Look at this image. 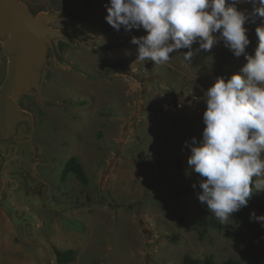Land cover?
I'll list each match as a JSON object with an SVG mask.
<instances>
[{"label":"rangeland","instance_id":"374dc122","mask_svg":"<svg viewBox=\"0 0 264 264\" xmlns=\"http://www.w3.org/2000/svg\"><path fill=\"white\" fill-rule=\"evenodd\" d=\"M23 1L37 13L65 4L56 10L71 11L73 17L51 24L76 34L65 52L59 42L56 49L50 45L42 86L46 102L37 99L44 115L36 118L35 133L48 158L40 170L51 183L60 182L65 161L77 155L91 184L84 188L76 176L68 177L64 193L70 197L58 191L63 206L43 213L42 233L48 240L59 249L77 250L70 264H183L187 253L214 254L219 263L233 257L264 264V245L248 231L239 241L233 239L231 217L223 231L211 229L204 239L187 224L207 206L192 187L198 176L187 164L190 149L184 142L202 138L206 90L218 77L237 73L247 62L244 55L235 57L221 40L210 52L194 43L189 61L183 58L188 49H181L163 65L141 62L136 60L138 45L130 41L146 32L114 30L105 20L109 0ZM252 7L237 5L245 15ZM262 24L259 17L245 23L248 54H254L255 29ZM102 62L104 78L98 76ZM7 67L0 42V84ZM176 158L181 169L173 164ZM4 162L0 155L1 188ZM7 225L8 219L0 225V264H46L47 248L24 242Z\"/></svg>","mask_w":264,"mask_h":264},{"label":"clouds","instance_id":"9594fccd","mask_svg":"<svg viewBox=\"0 0 264 264\" xmlns=\"http://www.w3.org/2000/svg\"><path fill=\"white\" fill-rule=\"evenodd\" d=\"M242 2L253 5L248 15L237 8ZM105 8L114 30L146 32L130 41L141 62L163 65L181 49H188L183 58L189 61L194 43L210 52L221 40L235 57L244 55L247 62L237 73L218 77L206 90L202 138L184 142L187 164L199 177L192 185L200 189L199 202L226 224L254 193L264 192V24L255 29L254 54L246 52L245 27L250 18L264 21V0H109ZM249 219L264 227V215L252 212Z\"/></svg>","mask_w":264,"mask_h":264},{"label":"water","instance_id":"95a60500","mask_svg":"<svg viewBox=\"0 0 264 264\" xmlns=\"http://www.w3.org/2000/svg\"><path fill=\"white\" fill-rule=\"evenodd\" d=\"M73 17L71 11L49 8L34 13L23 0H0V42L8 58L7 75L0 85V154L5 158L0 192V223L7 216L18 233L47 248L46 264H60L58 248L42 233L45 219L37 212L57 209L50 186L40 178L34 164L32 143L34 117L19 103L25 93L45 103L42 86L50 45L71 42L73 31L52 26V22Z\"/></svg>","mask_w":264,"mask_h":264},{"label":"trees","instance_id":"16d2710c","mask_svg":"<svg viewBox=\"0 0 264 264\" xmlns=\"http://www.w3.org/2000/svg\"><path fill=\"white\" fill-rule=\"evenodd\" d=\"M64 1V0H63ZM54 4H57L54 1ZM61 7L56 5V9H62ZM67 8V6H65ZM32 11L37 13L33 8ZM59 48L62 51H66L67 42L60 41ZM105 76V72L102 73ZM48 75H46V78ZM2 83V82H1ZM20 104L35 114V117H40L44 115L43 105L37 100L35 95L25 93L20 98ZM174 166L178 169L182 168V163L179 158H176L174 161ZM74 173L77 178L82 182L83 186H87L90 183L89 176L85 166L81 163V161L77 157L70 158L63 170V178H65L68 174ZM198 176V175H197ZM199 180V177H198ZM198 184V182L196 183ZM195 189H199L198 187ZM200 190V189H199ZM253 210H257L259 212L264 213V192L254 193L252 198L249 200L248 205L242 208L239 212L234 213L233 217H231L232 225H231V234L235 241H239L242 237L244 231H248L253 239L264 245V229L257 221H250L249 217ZM42 212V210H41ZM51 212V211H45ZM44 213V212H43ZM72 224L79 226L81 223L76 219L70 220ZM187 224L197 233L200 239H204L205 236L211 229H215L218 231L224 230V225L219 223V221L208 211L207 208H201L194 218L191 221H188ZM177 235L174 236V240L177 239ZM58 260L60 264H70L74 262L77 258V250L76 249H59L58 248ZM183 264H245L240 259L230 257L228 259L223 260L222 262H218L215 258L214 254H207L203 258L195 257L189 253H187L183 258Z\"/></svg>","mask_w":264,"mask_h":264},{"label":"flooded vegetation","instance_id":"af4514ba","mask_svg":"<svg viewBox=\"0 0 264 264\" xmlns=\"http://www.w3.org/2000/svg\"><path fill=\"white\" fill-rule=\"evenodd\" d=\"M70 31V30H69ZM75 35L76 34H74L73 36H72V41L71 42H67V41H65V42H67V50H68V48H69V43H72L73 41H74V37H75ZM60 41L61 40H59L58 42H59V44H60ZM63 41V40H62ZM60 49V48H59ZM60 51L61 52H65V51H62L61 49H60ZM103 65H104V62H102L101 64H100V66H99V69H98V76L99 77H102V78H104V76H103ZM46 75H48V73H46ZM45 75V76H46ZM48 77V76H47ZM91 80L93 79L92 77L90 78ZM45 80H46V77H45ZM44 80V81H45ZM93 80H96V79H93ZM44 83V82H43ZM89 98H93V96L90 94V96H89ZM88 98V100H90ZM88 100L86 99V101H84L83 102V104H87L88 103ZM19 103H20V99H19ZM21 105V104H20ZM23 107V106H22ZM24 108V107H23ZM26 110H28V109H26ZM28 111H30V110H28ZM30 112H32V111H30ZM32 114H33V117H34V132H33V138H32V143H33V145L35 146V148H36V154H35V157L36 158H38V159H40V161H38V162H36L35 164H34V168H35V170H36V172H37V174H38V176L40 177V178H42L45 182H47L48 184H49V186H50V193H51V195L53 196V198H54V201L56 202V204H60L61 206L60 207H62L63 206V203L61 202V200H60V197L59 196H57V193H58V191H61V192H63V194H65V196H67V197H70V196H68L69 195V193L68 192H66V193H64L65 191H69L68 189L66 190L65 189V187L66 186H68L67 185V183H65V182H67V179H68V177L69 176H71V175H74V176H76L74 173H70V174H68L65 178H63V170H64V166H65V164H66V162L70 159V158H72V157H77L80 161H81V159L77 156V155H74V156H71L70 158H68L66 161H65V163H64V165H63V169H62V171H61V175H60V182L58 183V184H54V182H53V180H52V183L49 181V179H48V177L47 176H45L44 174H43V172L40 170L42 167L41 166H44L46 163H47V159L48 158H46L45 156H43L42 154H43V151L40 149V147L38 146V143H37V137H36V133H35V128H36V117H35V114L32 112ZM1 155V154H0ZM2 156V155H1ZM5 159V158H4ZM100 159V158H99ZM5 163V162H4ZM81 163L83 164V162L81 161ZM4 165V164H3ZM84 165V164H83ZM52 166H54L53 164H52ZM40 167V168H39ZM86 168V167H85ZM2 169H3V167H2ZM77 177V176H76ZM80 181V180H79ZM81 182V181H80ZM82 183V182H81ZM91 184V181H90V183H89V185ZM83 185V184H82ZM88 186V185H87ZM87 186H85L84 188H86ZM65 190H64V189ZM79 197L78 196H76L75 197V200H77V201H79ZM36 209H37V212H39L40 213V215L42 216V217H44L43 216V212L44 213H49V212H45V211H51V210H55V209H43L42 207H41V205H37V207H36ZM41 210H42V212H41ZM45 219V218H44ZM45 223H46V220H45ZM44 226H45V224H44ZM44 226H43V232H44ZM45 233V232H44ZM46 234V233H45Z\"/></svg>","mask_w":264,"mask_h":264},{"label":"crops","instance_id":"0c3cea01","mask_svg":"<svg viewBox=\"0 0 264 264\" xmlns=\"http://www.w3.org/2000/svg\"><path fill=\"white\" fill-rule=\"evenodd\" d=\"M2 188H3V186H2ZM2 188L0 187V192H1ZM6 219H8L9 227H8V225H7V227L9 228V231H10V230H12V231L14 230V231H16L17 234L21 235L20 233L17 232V230L15 229V227L13 226V224L11 223L10 219H9L7 216H5V215L2 216V220H1L0 225L2 224V221H5ZM10 232H11V231H10ZM21 236L24 238V242H28V243H33V244L39 245L38 243H34V242H32L31 240L27 239V238H26L25 236H23V235H21ZM40 246H41V245H40ZM42 247H44V246H42ZM44 248H45V247H44Z\"/></svg>","mask_w":264,"mask_h":264}]
</instances>
